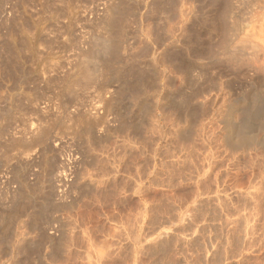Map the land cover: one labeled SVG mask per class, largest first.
Segmentation results:
<instances>
[{
  "label": "rangeland",
  "instance_id": "rangeland-1",
  "mask_svg": "<svg viewBox=\"0 0 264 264\" xmlns=\"http://www.w3.org/2000/svg\"><path fill=\"white\" fill-rule=\"evenodd\" d=\"M161 2L155 8L152 0H0V264H264V142L234 145L219 140L226 131L217 125L201 129L194 97L187 110L165 112V129L152 122L157 102H165L153 91L168 70L177 73L181 49L168 41L160 40L153 68L158 87L148 94L155 110L145 119L136 106L142 28L152 33L157 22L182 40L185 31L172 12L196 5L202 19L214 0ZM22 27L39 39L41 62L25 45L24 61L14 58L9 33ZM110 36L114 55L105 57L101 74L115 80L101 82L102 76L97 82L105 89L92 84L76 99L61 91L96 37ZM199 38L196 49L209 46L205 30ZM192 49V76L205 86L218 70ZM222 79L215 74L216 83ZM125 81L136 87L129 102L120 91ZM179 115L192 122L185 134L204 140H178Z\"/></svg>",
  "mask_w": 264,
  "mask_h": 264
},
{
  "label": "bare ground",
  "instance_id": "bare-ground-1",
  "mask_svg": "<svg viewBox=\"0 0 264 264\" xmlns=\"http://www.w3.org/2000/svg\"><path fill=\"white\" fill-rule=\"evenodd\" d=\"M145 1H147V0H145ZM152 2L154 3V7L157 8L160 5L161 0H152ZM220 3L221 2L219 0H216V1L214 0V2L207 7L208 8L207 11L205 10L203 15H201L202 19H200V16L198 13L199 11L197 10L196 5L190 6L188 9H184V7H182L183 4L181 7H179V8L177 7L178 10L175 13L174 12H172V13L175 14L173 16V19H175L176 21H177V19H179L181 22V30L185 31V35H183L184 39H182V40L176 38L175 35L173 34L174 31L170 30V28L169 29L167 28L168 30L166 29V31L161 32V28L157 24V22H155L153 25L154 29H153L152 33H151V30L149 28H147V27L142 28V31H141L142 52H143L142 54H144L143 56L145 59L144 67H143L144 71L143 72L141 71L142 75L139 74V76L141 75L140 78L138 76L139 81H136L138 84H136L137 90H135L136 92L137 91L139 92V89H140V94L137 92L139 94V96H137L138 97L137 98L136 97L137 93L134 92V89L136 87L131 86L134 89L131 88L130 84H132V82L129 84L126 81H125V83L120 82L121 83V84H119V85H121L120 91H124L127 95V93L128 92L131 93L132 89H133V92L136 95L134 93H131V95H130V93H128V97H125V98H128V102H129V100L131 99V98H129V95L132 97V95L134 94V96L137 98L136 99V103H137L136 106H138L140 108V111L143 114V115H141V114L140 115L144 116L145 119H146V115L150 114L152 110H155V105L150 102V100L148 98V94L155 89V86H157V84L155 82V76H154L153 68H155L157 66L156 64H158L157 63V60H158L157 51L160 48V40L162 42L168 41L170 43L169 46H173L176 48L178 46L179 50L181 49L180 53L177 51L178 53H176V56L174 58L173 68H174V70L176 68L175 71L177 72L176 73L177 75L172 70H170V71L168 70L167 74L165 73L161 77L163 79H162V83L160 84L162 86H159L160 89L157 88V89H155V90H157L156 92H155V90L153 91V93L156 96L158 95V97L164 96L165 102H163V103L157 102V104L155 103L156 109L158 111L157 112L158 117L155 121L153 120V118L149 117L152 119V122L157 123L158 127L165 129V125L167 123H166V119H165L166 116H164V114L167 113L169 115V113L166 111L171 106H173L177 110L181 111V108H183V107L185 108V106L190 104L189 98L194 97V98H198L196 104L200 107L199 119H197L196 125H200L201 129L202 128L204 129V127L207 126V124L217 125L218 128L220 129V131H222L223 129H224L223 131H226L225 134L219 140L222 139V141H228L227 143H230V144L233 143L234 145H241L242 143H244V144H254L257 142L262 143V141L264 142V0H224L223 1L224 5H223L221 11L219 10L220 9V7H219ZM147 5H149V4L147 3ZM164 5H165V3H164ZM71 8H72V6H71ZM216 10L220 11V12H216ZM114 11H116V10H114ZM120 11L122 12V10H120ZM56 13H57V11H56ZM28 18H30V17H28ZM175 20H174V22H175ZM28 21H29V19H28ZM127 22H129V21H127ZM39 23L43 24L42 22H39ZM39 23L35 22L36 25L37 24L39 25ZM39 27L40 28H38V29L42 28L41 26H39ZM26 28L22 27V30L20 31V33L18 31L9 33V35H10L9 36V42L11 43V46H12V49L14 52L13 56L16 60H17V58H19L22 61L23 60L22 53H23L24 48H25V47H23V45H25L27 47V49L31 52V55L34 57V59L35 60L37 59L36 60L37 62L40 58L42 61V57H39V51L40 50L38 51L39 39L32 38L35 35L30 37L31 35L30 36L28 35L29 32L26 30ZM201 30H205L209 34L210 44L206 48L202 49V47H200L199 49H196V47H198L202 44L201 43L199 45V42H200L199 37H200ZM36 37H38V36H36ZM112 40H111V36L110 37H96L93 48L89 51L88 54L81 55L82 57H80V60H78V63L76 64L75 68H73L74 70L71 73H68L64 82H62V83H64V85H63L64 87L61 88V89H63L61 91H63L66 95H72V96L74 95L73 99H76L77 95H79L78 93H80L81 88H83V89L87 88V87L89 88L90 86H92V84H93L92 88L93 87L95 88V86L96 87L98 86L97 83L99 85L102 84L103 85L102 87H104L105 83L104 84L101 83V82H103V79L106 82H108V80H110V82L114 81L115 80L114 77L108 79L107 77H105L106 73L104 74V72H106V71H104V68H105L104 62L105 63L108 62L105 60V57L106 58L110 57V54L113 53V51H112L113 50L112 49L113 48ZM42 46L43 45H41V47ZM194 47L196 49L195 53L198 56L197 59H199L203 63H205L204 65L208 66L209 69L213 68V69L218 70V72L212 73L213 75L211 74V72H209L211 76L210 75H209L210 77L208 76L209 79L207 78L208 82L205 86H201L200 84L198 85L197 82H195V79L193 77L194 75L192 76V73L195 72L196 70L192 64L193 58L190 57V53H191L190 51H194L192 49ZM42 48H44V47H42ZM170 51H167V52H170ZM175 51H176V49H175ZM175 51L172 50V52H175ZM162 54H164V53H162ZM206 54H207V56H205ZM112 55H114V53ZM158 55H160V54H158ZM172 57L173 56H171V60L173 59ZM149 58L152 59V61H153L152 63H150ZM49 59L52 60L53 56L49 55ZM57 60H58V58H57ZM113 62H116V61H113ZM102 63H103V65H102ZM109 63H107V64H109ZM153 63H154V65L152 66ZM107 64H105V65H107ZM111 65L113 66V64H111ZM120 65H121V62H120ZM102 66L104 67V68H102L104 71L103 75L101 74L102 73L101 72ZM115 66H116V64H115ZM123 66H124V64H123ZM110 67L111 66L109 65V69H110ZM37 69H38V67H37ZM126 69L128 70V68H126ZM113 71H116V70H113ZM113 71H111L110 74H112ZM109 72H110V70H109ZM115 73L116 72H114V75H116ZM126 73L127 72L125 71V74L122 73L120 75H126ZM199 73L200 74L203 73L202 67H200ZM215 74H218L220 77L224 78V80L222 79V82L216 83L217 80H215ZM102 76H104V78ZM116 76L118 77V73ZM116 76H115V78H116ZM128 76H129V74H128ZM101 77H102V79H101ZM123 77L125 78V76H123ZM119 78L121 79L122 76H120ZM176 78H178V85H176V82H177ZM99 79H101L102 81L97 82V81H99ZM111 79H113V80L111 81ZM217 79L219 80V77ZM116 81H117V78H116ZM94 84H96V85L94 86ZM237 86H238V88H240L241 92H236L235 90H233L234 88L236 89ZM226 87H228L230 89L229 90V91H231L230 94L224 93V89ZM92 88H90V89H92ZM90 89H86V90L84 89V90L87 91ZM104 89H105V87H104ZM206 89H207V92L204 94L203 92H205ZM226 90H228V89H226ZM118 92H119V88H118ZM125 93H124V95H125ZM153 93H151V94H153ZM119 94L121 96V92H119ZM227 94H229V95L227 96ZM170 96L175 97V98H179V100L172 98L173 101L170 102L167 99V98H170ZM64 97H65V95H64ZM66 97H68V96H66ZM199 97H200V99H199ZM68 98H65V99L67 100ZM118 99H121V97L117 98V100ZM72 102H73V100L71 101V103ZM76 102H77V100H76ZM128 102H126V104ZM132 102H133V99L130 102V104ZM134 103H135V101H134ZM134 103H132L133 106L135 105ZM124 104H125V102H124ZM128 106H129V104H128ZM128 106H127V108H128ZM67 107H68V104H67ZM127 108H126V110L130 111ZM238 110H241V112L239 111V113H236ZM123 111H125V109ZM79 112H81V111H79ZM185 113H186V111H185ZM187 113H188V111H187ZM77 114H79V113H77ZM122 115H123V113H122ZM149 116H151V115H149ZM180 116L181 115H179L177 118H179ZM141 118H143V117H141ZM144 121H146V120H144ZM174 122H175V120H174ZM174 122H172V123H174ZM177 123H179V125ZM189 123H192V122L189 121V119H187L186 117H182V116L180 117V121L176 122V124L178 126L177 128L181 131V133H179L180 135L177 134L178 140H180L181 142L184 141L187 144L188 143H194L195 141H198V140L199 141L204 140L202 135L199 136L197 134H192V135L188 134V133L185 134V132H184L185 125H188ZM140 124L143 125V123H140ZM175 127H176V125H175ZM213 127L215 128V126H213ZM188 129H189V127H188ZM131 143H133V142H131ZM28 193H29V191H28ZM30 195H31V193H30ZM29 198L30 197H28V199ZM21 200H24L23 197H21ZM12 202H14V201H12ZM30 202H31V199H30ZM11 204L13 205V203H11ZM22 204H25V203H22ZM27 211H28V209H27ZM41 212L39 211L38 213H41ZM2 216H0V217H2ZM9 217H10V215H9ZM4 218H6V217H4ZM2 220H3V217H2ZM44 234H46V233H44ZM46 236H47V234H46Z\"/></svg>",
  "mask_w": 264,
  "mask_h": 264
}]
</instances>
